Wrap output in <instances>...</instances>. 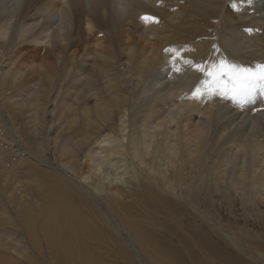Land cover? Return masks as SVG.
Instances as JSON below:
<instances>
[{"label":"bare ground","instance_id":"obj_1","mask_svg":"<svg viewBox=\"0 0 264 264\" xmlns=\"http://www.w3.org/2000/svg\"><path fill=\"white\" fill-rule=\"evenodd\" d=\"M36 1L42 6L33 12ZM225 2L14 0L9 10L0 8V147L8 145L4 153H0V264H25L32 259L29 251L39 244V232L31 228L32 234L28 236L25 230L21 234L16 228L21 227L20 221L26 219L28 212L32 210L35 214L37 208L42 210L50 242L64 245L66 238L56 235L55 225L63 217L71 223L81 222L70 206L71 200H83V193L90 197L100 215L115 224V232L126 247L122 251L125 258L129 259L131 253L140 264H159L155 256L144 250L146 245L154 244L156 236L141 225L144 222L133 218L134 222L127 226L121 221L111 198H104L106 205L99 200L111 191L118 198L121 195L128 198L123 194H128L125 186L134 190L140 184L146 193L150 192L149 197L167 199L160 191L172 194L168 201L180 198L179 205L196 209L200 217L209 221V230L219 224L195 205L200 199L197 192L222 204L228 201L236 205L238 197L242 198L244 206L264 203V133L255 132L264 125V112H252L262 100L256 96L251 103L232 108L223 97V109L219 104L220 109L214 110L217 97H190L200 75H194L196 72L186 65H181L182 72H177L180 81L171 88L165 84L169 89L164 85L166 98L148 96L163 85L168 69L172 70V53L166 52L167 48L191 49L183 52V57L199 63L197 53L216 55L212 48L215 44L221 54L233 59L243 58L244 64L264 62V38L260 35L264 32L263 20L257 17L259 19L246 23L245 12H238L241 29L236 26L232 13L224 10ZM244 6H248L247 3ZM55 12L62 16H50ZM143 15L156 17L159 23L142 22ZM46 17L49 18L46 20ZM73 21L78 27L73 33L76 38L72 34ZM245 29L253 31L249 34ZM103 36L107 37L103 39ZM42 37L48 39L41 41ZM107 38L111 40L108 42ZM24 45L47 46V51L42 55L22 54L14 62L20 53L17 50ZM246 48L252 49L248 57L237 54ZM68 50L78 53V59L74 61V57L65 56ZM164 54L169 55L166 60ZM29 58V62L21 63ZM36 58V69L43 78L30 83L31 71L26 74L25 67ZM23 85L30 87L26 100L20 88ZM38 85L41 86L37 88L39 92L35 90ZM16 92H20V98L15 96ZM16 104L19 107H14ZM225 108L231 116L222 121ZM198 114L203 115L204 120L197 119ZM171 124L183 134L170 135ZM186 127H192L196 135H184ZM74 142L78 148L72 146ZM224 147L245 154L247 161L232 164V159L222 151ZM5 155L9 156L4 158ZM113 167L116 168L114 174L108 172ZM84 168L88 169L84 171ZM32 181L43 185L46 192L41 186L32 189ZM130 205L134 207L132 214H136L139 204L131 201ZM32 219L33 215L28 219L30 223ZM180 227L177 230H181ZM220 232L221 240L241 255L243 261L254 258L264 264V252L221 225ZM17 233L29 248L16 247L19 257L10 259L4 251L16 242L8 239ZM166 239L159 242L158 248L170 251L172 255L168 257L176 255L177 249ZM180 245L177 243L178 249ZM205 245L213 248L208 251L224 260L223 264H237L230 258L234 256L219 252L207 239ZM187 251L192 259L196 257L193 250Z\"/></svg>","mask_w":264,"mask_h":264},{"label":"rangeland","instance_id":"obj_2","mask_svg":"<svg viewBox=\"0 0 264 264\" xmlns=\"http://www.w3.org/2000/svg\"><path fill=\"white\" fill-rule=\"evenodd\" d=\"M0 1H1L0 2V8L2 7V11H3V9L5 11V9L9 10L8 6H12V3L14 0H5L4 3H2L3 0H0ZM20 1H23V0H20ZM137 1H141V0H137ZM218 1H227V2H225L224 10L228 11L229 13H232V15L235 17V19L237 21V22L235 21V24L238 27L239 21L241 19L238 20L239 17L236 16V14L238 12L232 8V3L238 4L240 0H237V1L236 0H218ZM255 4H257V5H255ZM35 5H36L35 11H33V12H36V10H38L39 7L42 6L39 4V1L38 2L36 1ZM43 5H45V4H43ZM247 5L249 7L244 6V4H243V6L241 7V9L239 11V12H245V19L244 20L246 21V23H248L247 21H253L257 17H259L261 20H263L262 25L264 27V0H257V1L254 0L253 2H251V4L247 3ZM252 6H254L253 8L256 11L251 8ZM250 8H251V10H250ZM252 10L254 12H252ZM26 11H27V9H26ZM6 12H7V10H6ZM95 13H96V15L98 14L97 11ZM248 13H249V15H248ZM50 16H55V17L60 18L62 16V14L59 12L58 13L55 12V13L50 14ZM48 18L49 17H46V20ZM259 18H257V19H259ZM16 19H18V17H16ZM110 20H112V18ZM110 20H108V22ZM75 22L76 21H73V23L71 25L72 29H73L72 34L76 33V31L78 29L77 24ZM110 23H112V21ZM128 25L131 26V23H129ZM239 26H241V25H239ZM241 29H243V26H241ZM260 35L264 38V32ZM76 37L77 36L74 35V38H76ZM93 37H95V36L93 35ZM106 37L107 36H105L103 39H105ZM118 37H117V39L119 40L120 37L119 38ZM46 39H48V38L42 37L41 41H45ZM180 39H183V38H180ZM110 40L108 39V42ZM78 42H80V39L78 40ZM171 45H173V44H171ZM251 50H252L251 48H246L245 50H243L237 54H239L240 56L242 55V57L244 55L246 57H248L247 54H249V51H251ZM17 51L20 53L15 57L14 62H16L22 56V54H40V55H42L44 52L47 51V46L43 48L41 46L35 47V45H24L21 48H19ZM72 51H73V49H72ZM69 52H70V55L68 54ZM75 53L76 52L73 53V52H71V50H68L67 53L65 54V56H67L71 59L74 57L73 60L75 61L79 57L78 53H76L77 55ZM197 55H198L197 56L198 62H202V61L206 62V59H209V58L214 56V55H211L208 53H206V54L197 53ZM168 57H169L168 54H164L165 60ZM230 59H233V58L230 57ZM234 59L240 63L245 62V61H243L244 60L243 58H241V60L236 59V58H234ZM36 60H37V58L32 62V64H29L30 65L29 67L28 66H26L27 68L25 67L26 74H27V72L30 73V71H31V73L28 74V75H31L29 78L30 83H36L41 78H43V75H41L39 70L36 69V68H38V64L35 62ZM29 61H30V58L26 61H22L21 63L25 64ZM194 62H197V61H194ZM9 67H7L6 70H8ZM31 67H32V69H31ZM122 68H123V66H122ZM190 69H192V68H190ZM28 70H30V71H28ZM192 70L194 72H196L194 69H192ZM32 71H34V73ZM170 71H171V74H170ZM167 73H166L167 78L164 79L163 85L160 86L155 91H151L148 94L149 97H151L153 95H157L158 97H161L160 99L166 98L167 95H166L165 90H164V87L166 86L165 84H167L168 87L170 86L169 88H171L172 85H175V82L180 81V78H179V75L177 72H174V71L168 69ZM173 75H174V77H173ZM194 75H198V76L200 75L199 77H201V74L198 72L194 73ZM171 76H172V78H171ZM199 79H198V82H199ZM172 81H174V82H172ZM39 87H41V86L38 85L35 88V90H37V88H39ZM168 87H167V89H169ZM20 88L24 91L25 100H26L27 93L30 91V87L25 88V85H23ZM37 91L39 92L40 90H37ZM156 93H158V94H156ZM150 94H151V96H150ZM159 94H160V96H159ZM15 96L20 98L21 97L20 92H16ZM162 96H163V98H162ZM214 97H217V99H219V100L216 99L218 102L216 101L217 104L214 105V107H215L214 110H216V109L218 110V109H220V107H221V109H223L222 106L224 107V105H225L224 104L225 100H223V97H221V98H220V96H214ZM257 98H259L260 101L262 100L263 102H260V104L258 103V105L255 109L253 107L254 110L252 112H254V113L261 112L262 113V112H264V109H263L264 108V95L257 94ZM25 100H23L22 103H24ZM226 101H227V105H231L232 108L236 106L230 99L226 98ZM184 104H188V102H185ZM219 104H221V106ZM222 104H224V105H222ZM14 107L17 108V107H19V105L16 104V105H14ZM260 107H262V108H260ZM223 112L221 114L222 121L223 120L226 121V120L230 119L231 114L229 112V109L225 108L223 110ZM228 113H229V115H228ZM197 116H198L197 119L204 120L203 115L198 114ZM252 116H254V115H252ZM250 122H252L251 119H250ZM196 124L197 123L194 122L193 126H196ZM173 126H174L173 124L170 125V135H176V133L179 132V136H181L183 133H181L180 130H178V129L175 130L176 127H173ZM0 128H1V126H0ZM192 130H193L192 127H190L189 129L187 127L184 128L183 129L184 135H191L194 137L196 134H194L192 132ZM257 131L264 133V125L260 126V128H258V130H255V132H257ZM256 135H257V133H256ZM74 143L72 144V146L74 145L73 147L78 148L76 143L75 144ZM7 148H8V145L5 148L0 147V153L3 154L4 150ZM226 149L227 148L224 147L222 149V151L223 152L225 151L224 153H227L226 157L232 159V164L234 162H237L238 164H240V163L247 161V156L245 154L239 153L236 150L231 151V150H226ZM7 156H9V155H5L4 158H6ZM15 160L16 159H14V162L11 165H14ZM1 164H3V163H1ZM232 164H231V166H232ZM87 169L88 168H86V169L84 168V171ZM113 169L116 170V168L113 167V168H110L108 170V172L114 174L115 170H113ZM74 177L76 179H78V181H79V178L76 175H74ZM109 178H112V176H110ZM111 182H113V181H111ZM40 186L45 191L44 186L41 184L39 185L38 182H36V181H32V186H30V187L32 189L36 190V188H39ZM125 188H127L126 190L128 191L127 192L128 194H127V196L125 195V193H123V194L125 197H128V198H124L123 195H121V198H118V196L115 194H112V191H111V192H109V194L107 196L105 195V196H103V198L100 197L99 200H102V203L105 204V203H107V201L104 198L105 197L111 198L115 204L113 206V209L116 212L117 217L121 221H123L126 225H127V223L134 222V219L137 221H141L140 223L144 222L141 225H144L148 229H150V232L151 231L153 232L151 234L155 235L156 237H155V239H153V241H154L153 245H151V244L149 246L146 245L147 247H145L144 245H141V247L142 248L145 247L144 250H147L146 251L147 253L156 257V258H154L155 262L157 261L159 264H161V262H162V264H192V263L193 264H209V262L212 260L210 262V264H214V263L215 264H223L222 262L224 260L216 257L215 255H213L211 253V251H213L212 250L213 248L205 245V239H207L208 241L211 242V244L213 246H215L216 249L219 250V252L223 251L222 253H226L228 255L231 254L232 256H234V258L233 257H230V258L233 259V262H237V264H249V263L250 264H260L254 258H252L253 261H252V259H249V258L248 259L244 258V260L245 259L246 260L243 261V258H241V255L234 252L232 250V247L226 245L221 240V239H223V236L221 235V232L219 233V225H221L226 230L233 231L236 235H238L240 238L244 239L250 245H252L255 248L257 247L260 251L264 252V203H258V204L252 203L251 205L248 204L249 206L246 205L247 206L246 207L242 203V198L240 199L238 197V199H237L238 201L236 202V205H233L231 202H228V201H224L222 204V203H220V201L215 202L212 199L206 198L205 196H203L201 194V192H197L198 199L199 198L200 199L197 200V202H195V205H197V207H200L201 211L205 212L208 216H210L213 222L219 224V225H216L215 227H213V229L209 230V225H208L209 221L204 219L205 217H200V214L197 213V210L196 209L194 210V208H192L191 206L184 205V204L179 205L180 198H174V199H172V201L171 200L168 201L169 199H171L172 194H169V193L163 194V192L160 190H159L160 191L159 193L162 194L163 196L167 195V199H165V198L159 199L156 196L155 197L157 199H155V197H152V196L149 197L148 194L150 192L146 193L144 187L141 186L140 184L137 187H134V190H132V189L130 190V187H126V186H125ZM82 196H83V200L79 199V201L74 199L73 195H72V197L74 200L72 201L70 199V196H69V199L71 200V202H73L72 206H70V209L75 210V218L81 222L75 221L76 223H71L70 221L66 220V217H63L62 218L63 220L61 219V221L55 225L54 231H55L56 235H61V236L66 238L64 245H60L59 243H51L50 242L51 236L49 235L48 230L43 225L44 217H43L42 210H40L39 208L36 209L35 214L32 212V210L30 212H28L26 214V219L20 221L21 227L16 228L18 230V232L20 231L19 233L22 234L25 230L28 233V236H30L32 234L31 228H36L37 229L36 231L39 232L38 233L39 234V240H38L39 244L37 246H34V248H32V249L30 248L29 254H31L32 259L26 260V263L28 261L27 264H33V261L36 260L35 261L36 263L34 262L35 264H80V263L81 264H130L129 261L134 262V264H140V261L137 259V257L136 256L134 257V255H132L131 253H130L129 259H128V257L125 258L126 256L123 255L122 251H123V249H126V247L124 246V244L121 241V239L119 238V236L116 234L115 224L113 223V221L111 219H108V218L100 215L98 209H96V208H95L96 210L94 209V205H93L90 197L86 193H83ZM143 197H144V200H143ZM145 197H147V200ZM188 197H189V195H188ZM138 200L142 204L139 203ZM131 201H133V202L135 201L137 204H139L137 206L136 214H132V212L134 211V207L130 205ZM45 202L47 203L48 201H45ZM78 202H81L80 205H78ZM123 202L126 204L125 206L121 205ZM128 202H130V204H127ZM167 202H168V204H167ZM107 206H108V204H107ZM159 206H161V207H159ZM180 209H181V211H179ZM248 209H249V211H248ZM44 210H45V208H43V211ZM260 211H261V213L258 214V212H260ZM162 212H164V213H162ZM171 212H172V214H171ZM31 215H33V219H32L33 222L30 223L28 219ZM257 215H258V217H257ZM63 216H64V214H63ZM205 221H206V223H205ZM68 225H72V227L73 226L74 227L71 229ZM179 227L181 230H177V229H179ZM19 233L14 234V235L12 234V236L8 239V241H10V242L16 241L12 245H8L4 251L5 252L4 255L5 256L9 255L8 258H10V259H17L19 257L18 254L16 253L17 252L16 247H22L24 249L29 248V245L26 244V241L24 242L23 238H19ZM194 233H196V234H194ZM184 234H185V237L183 236ZM189 236H190V238H189ZM193 236L196 238H194ZM164 239L171 242L170 244H173V246L177 250H179V251H177L175 249L176 255L168 257L169 255H172L170 253V251L167 250L165 252V250H162V248H160V249L158 248V246L160 247L159 242L161 243L162 241H164ZM174 239H176V240H174ZM199 239H201V240H199ZM184 240H186L188 243L187 244H186V242L183 243ZM197 240H198V242H197ZM41 241H44V242H41ZM56 242H57V239H56ZM46 243L48 246H46ZM177 243L181 244L180 249L177 248ZM200 243H203V245ZM42 244L44 246H42ZM184 244H185V247H187L188 244L190 245L189 247H187L188 248L187 250H189V251L193 250L192 253L195 254V256H196L195 258L192 259V255L185 249V247H183ZM199 244L201 246H203V247H201L202 249L200 248ZM191 245H193V246H191ZM204 245L206 247H204ZM46 247H48V249ZM164 248L165 247H163V249ZM190 248H192V249H190ZM181 249H182V251H181ZM197 250H199L200 252ZM208 250H211V251H208ZM153 252H155V253H153ZM188 254L190 255V257ZM184 255H185V257H184ZM165 258H166V260H165ZM215 260H217V262ZM245 262H248V263H245Z\"/></svg>","mask_w":264,"mask_h":264},{"label":"snow or ice","instance_id":"obj_3","mask_svg":"<svg viewBox=\"0 0 264 264\" xmlns=\"http://www.w3.org/2000/svg\"><path fill=\"white\" fill-rule=\"evenodd\" d=\"M251 2L252 0H240L239 5L232 3V8L239 12L244 3ZM140 19L145 23H159L156 17L149 15H143ZM245 31L251 34L253 29ZM212 48L216 55L206 62L199 63L183 57L182 53L191 49H165L166 52L172 53L170 63L173 71L182 72L181 65H186L201 74L199 83L190 94L191 98L220 96L230 99L237 107H242L246 103H251L257 94L264 95V62L240 63L221 54L218 45L213 44Z\"/></svg>","mask_w":264,"mask_h":264},{"label":"flooded vegetation","instance_id":"obj_4","mask_svg":"<svg viewBox=\"0 0 264 264\" xmlns=\"http://www.w3.org/2000/svg\"><path fill=\"white\" fill-rule=\"evenodd\" d=\"M255 50L257 49V48H255V47H253Z\"/></svg>","mask_w":264,"mask_h":264}]
</instances>
